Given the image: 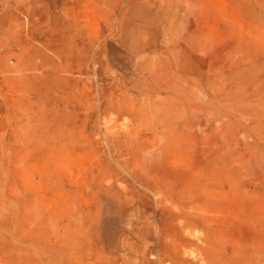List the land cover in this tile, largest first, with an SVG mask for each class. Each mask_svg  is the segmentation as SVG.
<instances>
[{
  "label": "rangeland",
  "instance_id": "1",
  "mask_svg": "<svg viewBox=\"0 0 264 264\" xmlns=\"http://www.w3.org/2000/svg\"><path fill=\"white\" fill-rule=\"evenodd\" d=\"M0 264H264V0H0Z\"/></svg>",
  "mask_w": 264,
  "mask_h": 264
}]
</instances>
